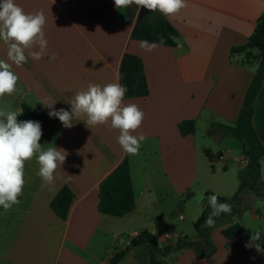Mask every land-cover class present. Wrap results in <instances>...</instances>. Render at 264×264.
Instances as JSON below:
<instances>
[{"label": "crops", "instance_id": "0c3cea01", "mask_svg": "<svg viewBox=\"0 0 264 264\" xmlns=\"http://www.w3.org/2000/svg\"><path fill=\"white\" fill-rule=\"evenodd\" d=\"M185 2L186 7L175 15L161 13L170 28L180 33L177 45L149 43L156 47L146 51L142 41L131 36L138 12L135 5L128 7L134 13L130 19L126 8L117 9L114 0H15L26 13L43 11L48 45L42 59L29 56L22 66L13 65L19 77L18 91L0 98V110L23 105L40 109L42 129L44 121L47 123L46 132L42 130V147L64 151L66 160L57 168L50 186L36 175V159L26 162L20 203L7 212L0 207V264H111L112 256L143 231L157 240L133 248L117 264H124L129 256V264H148L150 248L162 250L185 236L197 246L159 255L162 264H264V254L245 248L252 231L264 232V211L246 213L242 209L240 217L218 220L208 238L200 237L195 223L208 206V197L202 196L195 208L193 203L189 206L194 199L191 184H178L186 175L172 169L186 153L193 181L199 178V157L208 174L222 176L228 166L224 162L223 169L216 170L215 165L232 158L233 146H237L234 161L245 171L243 144L227 137H210L208 130L212 123L234 126L237 122L260 51L252 49L247 58L245 52L232 54L231 49L244 45L254 33L264 14V0ZM6 53L7 46L0 40V59L7 61ZM126 53L142 58L149 86L146 97H124L125 104H137L145 114L133 133L145 136L137 155L123 151L117 143L118 130L107 125L90 128L83 121L86 117L74 118L73 126L65 128L39 103L47 98L56 101V110L70 111L75 93L89 83L103 86L116 82L117 77L120 83ZM53 54L58 58L51 60ZM189 119L195 120V131L182 136L178 124ZM18 120L25 119L19 116ZM253 125L264 144V82L254 102ZM205 150L216 158L210 159ZM125 157L130 164L135 208L122 217L103 214L98 210L99 184ZM261 164L263 168L264 158ZM238 179L235 186L239 183V187L244 178ZM64 186L75 196L66 220L50 207L51 199ZM221 191L210 190L225 197ZM238 219L244 232L226 238L222 230ZM189 225L194 227L192 231Z\"/></svg>", "mask_w": 264, "mask_h": 264}, {"label": "clouds", "instance_id": "9594fccd", "mask_svg": "<svg viewBox=\"0 0 264 264\" xmlns=\"http://www.w3.org/2000/svg\"><path fill=\"white\" fill-rule=\"evenodd\" d=\"M117 9L136 5L139 9L159 11L165 16H172L186 7L185 0H114ZM47 18L43 11L26 13L15 0H0V40L7 46V61L0 59V98L12 96L18 91L19 77L13 70V65L20 67L27 63L29 56L34 60L44 57L48 41L44 34ZM163 43V40H161ZM141 47L152 51L156 45H149L142 41ZM38 48L33 51L31 49ZM27 51V54H26ZM58 57L53 54L50 59ZM9 61L11 63H9ZM128 89L116 82L103 86L89 83L85 90L78 91L69 102L71 110L53 106L56 101L49 102L47 98L41 100L46 109H49L50 118H57L65 128L73 126V119L86 117L83 120L88 127L107 125L110 129L118 130L117 143L128 155H137L145 136L141 133L134 135L140 128L144 112L134 103H124ZM23 109L0 110V207L5 212L20 203L19 197L23 194L26 184L25 164L33 158L39 165L36 175L44 185L50 186L55 182V172L66 160L64 151L56 147L43 148L42 126L39 121L18 120ZM208 206L211 212L205 220V225L212 227L215 218L223 214L232 213V205L220 202L218 196L208 197ZM264 232L257 229L245 243V248H255L257 253L264 254Z\"/></svg>", "mask_w": 264, "mask_h": 264}, {"label": "trees", "instance_id": "16d2710c", "mask_svg": "<svg viewBox=\"0 0 264 264\" xmlns=\"http://www.w3.org/2000/svg\"><path fill=\"white\" fill-rule=\"evenodd\" d=\"M135 5L134 9L136 10ZM134 10V11H135ZM126 17L132 19L134 13L128 8L125 11ZM132 39L139 41H148L149 43L163 44L168 46H176L181 38L180 33L170 28L164 16L157 11H150L142 21L135 23L132 31ZM163 40V43H161ZM257 48L260 51V60L256 74L253 76L246 92L244 102L239 110L237 122L234 126H228L221 123H212L208 135L216 139L223 137H233L243 144V159L248 178L243 180L236 193L229 200L218 196L220 202H227L232 205L231 214H221L215 218L216 225L218 220L232 215L241 216L242 212V197L244 190L250 189L258 195L261 192L262 179V160L264 158V144L259 139L253 125L254 102L264 82V14L259 18L254 33L248 38V41L239 47H233L231 53H246V57L252 56L251 50ZM120 83L127 87L128 91L125 97H146L149 94V86L147 77L144 71V64L141 57L126 53L123 56L120 68ZM23 114L20 118L25 120H38L43 122L44 115L40 109H32L27 105H23ZM47 123L44 121L45 133ZM179 132L182 136H187L195 131V120H183L178 124ZM205 154L210 159H215V155L209 150H205ZM206 197L213 195L211 192H206ZM74 193L68 186H64L51 199L50 207L54 213L63 220H66L69 214L70 207L74 200ZM135 208V196L132 185L130 164L128 158L123 161L99 184V212L116 217H122ZM210 214V207L206 206L202 212V216L195 223V228L200 237L208 238L209 231L214 227L205 225V220ZM244 232V226L240 222H236L222 230V234L232 239ZM157 240V237L143 231L139 236L134 238L121 252L112 256L111 264H117L123 259L125 254L133 248L140 247L144 244L151 243ZM208 242V241H207ZM209 246L212 244L208 242ZM197 246L188 240V237H180L175 243L166 245L162 250L159 247H152L148 250V264H162L157 259V254L165 256L171 251L181 250L185 247Z\"/></svg>", "mask_w": 264, "mask_h": 264}, {"label": "rangeland", "instance_id": "374dc122", "mask_svg": "<svg viewBox=\"0 0 264 264\" xmlns=\"http://www.w3.org/2000/svg\"><path fill=\"white\" fill-rule=\"evenodd\" d=\"M134 5H132L129 8H132ZM125 11V8L123 9ZM200 132L203 130L202 127H199ZM227 138L229 139V141H234V143H236L235 141H237V139H234L230 136H227ZM233 155L232 158H230L227 161H221L220 163H216L215 165V169L219 170L220 168L223 169V163L225 162V164L228 166L227 169H223L225 171V173L222 176L219 175H210L207 173V165L205 162L201 163L199 161L200 157L197 160V165L199 167V178H197L195 181L192 180L191 178V168H192V163L191 160L188 159V156L186 155V153H183V158H181L180 160H176L174 162V164L172 165V169L174 172H178V173H182L184 175H186V178H184L182 181H178V184L180 185H184L187 183L191 184V189L192 192L194 193V199L192 200V202L189 204V206L193 203V208H195L196 206H198V204L200 203V198H202V196H206V194L204 195V191L210 192L219 189H222V193H224L225 196L224 198H232V196L236 193V190L238 188V184L237 186H235L236 182H239L238 178H244L243 180L248 178V175L246 173V169L245 171H241L239 168V163L234 161L235 158V154H237V146H233ZM262 172V179H261V192L262 195H258L256 194L254 191L250 190V189H246V191H244L243 195L241 194L242 197V209L243 211H245L246 213H249L251 211H259V210H263L264 211V164H263V168L261 170ZM235 188V189H233ZM233 189V191H232ZM204 190V191H203ZM203 191V192H202ZM200 199V200H199ZM230 200V199H229ZM175 203V201H174ZM210 212H211V208H210ZM194 214V211H193ZM191 213V215H193ZM243 214V213H242ZM237 222H240V219H238ZM241 223V222H240ZM242 224V223H241ZM188 225V224H187ZM188 229L190 231H192V229H194V227L192 225H189ZM126 246V245H124ZM121 249L118 251L120 252ZM157 259H160L159 254H157ZM131 258L130 256L124 260V264H129L131 262Z\"/></svg>", "mask_w": 264, "mask_h": 264}, {"label": "water", "instance_id": "95a60500", "mask_svg": "<svg viewBox=\"0 0 264 264\" xmlns=\"http://www.w3.org/2000/svg\"><path fill=\"white\" fill-rule=\"evenodd\" d=\"M150 11L145 9V8H138V12H137V15H136V22L138 21H142L145 19V17L148 15Z\"/></svg>", "mask_w": 264, "mask_h": 264}]
</instances>
